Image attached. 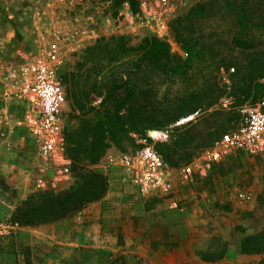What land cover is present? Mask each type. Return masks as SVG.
I'll list each match as a JSON object with an SVG mask.
<instances>
[{
    "label": "rangeland",
    "instance_id": "1",
    "mask_svg": "<svg viewBox=\"0 0 264 264\" xmlns=\"http://www.w3.org/2000/svg\"><path fill=\"white\" fill-rule=\"evenodd\" d=\"M203 1L206 0H167L166 3L135 0L134 8L131 0H0V221L10 219L17 222L14 212L24 206L23 201L30 195L62 192L76 182L82 183L84 179L87 182L91 173H97L103 177V189L100 196L90 202L110 194L108 210L123 208L131 214L135 209L141 219V228L134 230L140 237L136 243L131 242L133 231L130 230L134 215L126 216L119 248L113 250V257L107 264L119 256L126 257L133 264H259L261 254L242 251V242L247 235L264 228V159L239 156L215 163L206 176L197 175L189 183L182 181L179 170L229 130L239 120L243 107L258 103L264 97L251 94L238 99L224 95L207 111L197 108L167 123L164 119L176 114L174 108L180 99L194 88V91L198 90L196 83L199 87L210 84L211 88L230 85L233 65L211 73L203 61L194 64L188 74H175L169 72L171 64L160 68L147 63L141 56V47L146 40L158 38L153 26L163 21L169 26V34L166 39H158L169 44L173 56L188 58L189 54L178 37L176 22L192 6ZM88 17L93 18V23ZM86 27L95 28L94 39L82 34ZM52 41L59 42L63 49L60 73L67 91V102L62 111L66 140L67 132L75 127L84 129V133L88 132L91 137L105 119V114L113 110L109 92L127 99V106H134V111L148 113L151 116L148 124L154 128L145 133L130 130L119 144L107 139L108 147L96 162L81 152L73 166L76 180L72 185L58 190H41L35 183L41 159L27 126V98L20 89L21 68L31 59L45 54ZM99 42L119 49L117 53L111 52L117 54L114 64L102 67L98 62L85 61L87 50ZM83 89L87 94L85 111L76 104ZM152 129L158 130L150 136ZM186 131L196 132L187 156L184 150L176 149L174 143ZM74 142L73 138L72 147ZM144 142L152 143L160 152L162 147H167L171 156L169 165L175 172L171 192L167 195L157 194L149 199L140 187L124 179L125 169L113 160L121 152L134 150ZM238 191L250 192L253 200L241 202ZM173 201L177 205H172ZM88 203L62 218L77 213ZM10 204L14 208L11 216ZM158 213L160 220L167 216L181 222L184 229L182 241L186 242L183 246L187 250L184 258L178 260L174 256L172 260H162L159 249L149 248L146 244L148 239L144 228ZM4 228L5 231L7 228L12 230ZM63 231L61 233L65 235ZM13 238L4 236L0 230V264H21L24 258L30 259V246L22 245L18 249ZM223 248L226 251L221 259L201 257L202 254L213 257ZM73 252L71 258L77 257V260L71 263L80 264V255H77L80 251L76 248ZM164 256L167 254L163 253ZM87 258L85 264L96 261L94 254Z\"/></svg>",
    "mask_w": 264,
    "mask_h": 264
},
{
    "label": "trees",
    "instance_id": "2",
    "mask_svg": "<svg viewBox=\"0 0 264 264\" xmlns=\"http://www.w3.org/2000/svg\"><path fill=\"white\" fill-rule=\"evenodd\" d=\"M133 7L136 8L135 0ZM178 37L189 56L186 59L173 56L167 42L158 38L147 39L142 48V57L147 63L160 68L172 65L170 71L175 74H188L194 64L205 62L211 73L223 66L233 65L234 72L230 74V85H217L211 88L210 84L194 89L181 98L175 106V115L166 116L165 122L170 123L181 115L201 108L208 110L224 95H232L240 99L254 94L264 97V0H206L198 2L190 10L177 19ZM109 43L99 42L87 50L85 61L98 62V66L114 64L119 49L110 48ZM123 45L120 44V47ZM124 47V46H123ZM242 55V56H241ZM100 62V63H99ZM67 80V77H65ZM114 89H116L114 87ZM113 101V110L105 114L96 131L84 133L80 127L71 128L67 132V149L75 160L84 152L92 162L99 160L108 147L107 139L115 143H122L130 130L145 133L154 128L148 124L151 117L148 113L134 111V106H127V99L118 98L109 92ZM85 89L79 99H76L79 109L85 111ZM125 111L122 113V111ZM157 127V126H156ZM158 129H152L151 133ZM196 132L186 131L174 141L176 149L190 154L191 145ZM75 139L71 146V140ZM90 138V140H88ZM70 145V146H69ZM159 151V150H158ZM160 152L169 163L171 156L167 147ZM76 157V158H75ZM88 181L76 182L70 189L54 193L52 191L30 195L23 201V207L14 212V219L23 225H39L56 221L70 212L79 210L85 202H90L100 196L103 189V177L91 173ZM223 248L214 256H205L203 259L218 260L225 253ZM242 251L246 253L258 252L261 254L259 264H264V228L249 234L242 242ZM110 264H133L124 256H119Z\"/></svg>",
    "mask_w": 264,
    "mask_h": 264
},
{
    "label": "built area",
    "instance_id": "3",
    "mask_svg": "<svg viewBox=\"0 0 264 264\" xmlns=\"http://www.w3.org/2000/svg\"><path fill=\"white\" fill-rule=\"evenodd\" d=\"M87 19L92 23L94 21L91 17ZM107 20L113 24L111 18ZM169 30L168 24L163 21L153 26L154 34L161 39H166ZM96 33L92 27L82 31L90 40L96 37ZM62 55V46L52 41L45 54L31 59L21 68L20 89L27 98V126L41 159L35 179L36 187L41 190H58L62 186L72 185L76 180L62 119V111L67 102L66 86L60 73ZM239 156L264 159V100L243 107L239 120L229 130L192 162L184 165L179 170L182 181L193 182L197 175L206 176L213 164ZM113 160L125 169L124 179L140 187L144 194L167 195L171 192L175 169L152 143L144 142L134 150L121 152ZM237 197L241 202L253 200V195L246 191H238ZM172 205L177 204L173 201ZM18 225L16 222L10 228L14 229ZM3 232L9 233L7 230Z\"/></svg>",
    "mask_w": 264,
    "mask_h": 264
},
{
    "label": "crops",
    "instance_id": "4",
    "mask_svg": "<svg viewBox=\"0 0 264 264\" xmlns=\"http://www.w3.org/2000/svg\"><path fill=\"white\" fill-rule=\"evenodd\" d=\"M157 194L159 195V193L150 194L148 198H154L158 196ZM111 197L108 194L102 199L89 202L77 213L60 220L33 226L19 224L14 226V230L7 228L9 231L7 234L3 232V228L10 227L16 222L6 219L0 221V230L4 236L15 238L16 248L22 245L30 246L28 247V251L30 249L31 252L30 259L28 261L25 258L23 261L20 260L21 264H72V260H77V257L71 258L73 250L76 248L80 251V254H77L80 255V264H85L86 260H89L87 257L90 254H94L96 258V261L91 264H107L113 257V250L119 248L118 242L122 238V230L126 228L124 224L126 216L134 215L130 220L134 223V225H130V230L133 231L131 232V242L139 241V233L134 230L141 228V219L138 218V211L135 209L131 211V214H128L129 211L123 208L108 210ZM13 209L10 204V216L13 214ZM159 216V213L154 214V219L148 221L144 228L148 239L146 244L149 248L157 247L159 253L162 254L160 256L162 260H172L174 256L178 260L184 258L187 250L183 246L186 242L182 241V230L184 231V229L181 222L170 220L167 216L160 220ZM63 230H65V235L61 233ZM189 245L191 246V244ZM163 253H166L167 256L163 257ZM190 254H192L191 251Z\"/></svg>",
    "mask_w": 264,
    "mask_h": 264
}]
</instances>
